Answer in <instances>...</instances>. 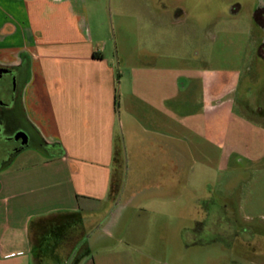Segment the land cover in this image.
Masks as SVG:
<instances>
[{
	"label": "crops",
	"instance_id": "0c3cea01",
	"mask_svg": "<svg viewBox=\"0 0 264 264\" xmlns=\"http://www.w3.org/2000/svg\"><path fill=\"white\" fill-rule=\"evenodd\" d=\"M99 42L85 0H0V66L25 68L21 107L47 151L35 148L39 161L15 166V158L0 170V264H94L97 238L122 243L114 234L133 199L116 204L122 144L134 148L138 169L158 171L145 185L178 195L187 183L197 133L176 70L120 71ZM214 80L202 78L195 101L203 126L234 103ZM249 110L251 119H239L263 120V110ZM201 140L211 144L205 134Z\"/></svg>",
	"mask_w": 264,
	"mask_h": 264
},
{
	"label": "rangeland",
	"instance_id": "374dc122",
	"mask_svg": "<svg viewBox=\"0 0 264 264\" xmlns=\"http://www.w3.org/2000/svg\"><path fill=\"white\" fill-rule=\"evenodd\" d=\"M85 2L92 35L120 71L174 67L179 98L187 93L190 102L183 111L192 114L190 126L197 133L187 183L178 195L169 186L145 185L158 171L147 165L138 169L130 157L134 148L122 144L116 204L133 198L114 234L123 242L97 238L90 259L94 264H264V118L252 123L238 116L252 118L245 107L264 111V27L253 17L264 0ZM204 77L226 86L234 99L210 114L216 119L205 127L195 117L203 115L195 101ZM5 135L1 130L0 170L15 158V166L40 160L33 153L39 146L11 157L16 143Z\"/></svg>",
	"mask_w": 264,
	"mask_h": 264
},
{
	"label": "flooded vegetation",
	"instance_id": "af4514ba",
	"mask_svg": "<svg viewBox=\"0 0 264 264\" xmlns=\"http://www.w3.org/2000/svg\"><path fill=\"white\" fill-rule=\"evenodd\" d=\"M254 20L262 24L264 10ZM24 78L25 68L23 66L20 68L0 66V131L6 134L5 139H12L16 143L11 149V157L29 147L39 146L46 150L44 143L23 114L20 95ZM4 96H7L6 101L1 100Z\"/></svg>",
	"mask_w": 264,
	"mask_h": 264
},
{
	"label": "trees",
	"instance_id": "16d2710c",
	"mask_svg": "<svg viewBox=\"0 0 264 264\" xmlns=\"http://www.w3.org/2000/svg\"><path fill=\"white\" fill-rule=\"evenodd\" d=\"M263 9H257V11L254 13V19H256L261 13ZM93 57H96L95 54H93ZM115 103H116V97H115Z\"/></svg>",
	"mask_w": 264,
	"mask_h": 264
}]
</instances>
